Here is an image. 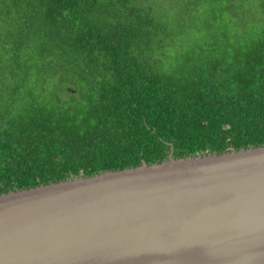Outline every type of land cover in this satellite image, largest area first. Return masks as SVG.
Wrapping results in <instances>:
<instances>
[{"label":"trees","instance_id":"obj_1","mask_svg":"<svg viewBox=\"0 0 264 264\" xmlns=\"http://www.w3.org/2000/svg\"><path fill=\"white\" fill-rule=\"evenodd\" d=\"M262 146L264 0H0V195Z\"/></svg>","mask_w":264,"mask_h":264},{"label":"water","instance_id":"obj_2","mask_svg":"<svg viewBox=\"0 0 264 264\" xmlns=\"http://www.w3.org/2000/svg\"><path fill=\"white\" fill-rule=\"evenodd\" d=\"M0 195V264H264V146Z\"/></svg>","mask_w":264,"mask_h":264},{"label":"rangeland","instance_id":"obj_3","mask_svg":"<svg viewBox=\"0 0 264 264\" xmlns=\"http://www.w3.org/2000/svg\"><path fill=\"white\" fill-rule=\"evenodd\" d=\"M169 6V5H168Z\"/></svg>","mask_w":264,"mask_h":264}]
</instances>
